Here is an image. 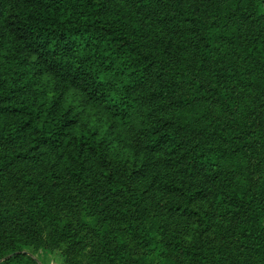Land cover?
Instances as JSON below:
<instances>
[{
  "label": "trees",
  "instance_id": "16d2710c",
  "mask_svg": "<svg viewBox=\"0 0 264 264\" xmlns=\"http://www.w3.org/2000/svg\"><path fill=\"white\" fill-rule=\"evenodd\" d=\"M264 264V0H0V264Z\"/></svg>",
  "mask_w": 264,
  "mask_h": 264
},
{
  "label": "rangeland",
  "instance_id": "374dc122",
  "mask_svg": "<svg viewBox=\"0 0 264 264\" xmlns=\"http://www.w3.org/2000/svg\"><path fill=\"white\" fill-rule=\"evenodd\" d=\"M36 257L39 259V261L42 264H63L64 263L63 256L58 252L49 253L42 249L36 254Z\"/></svg>",
  "mask_w": 264,
  "mask_h": 264
}]
</instances>
